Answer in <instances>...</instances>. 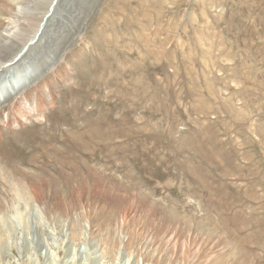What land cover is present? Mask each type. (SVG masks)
I'll use <instances>...</instances> for the list:
<instances>
[{
  "label": "rangeland",
  "instance_id": "obj_1",
  "mask_svg": "<svg viewBox=\"0 0 264 264\" xmlns=\"http://www.w3.org/2000/svg\"><path fill=\"white\" fill-rule=\"evenodd\" d=\"M36 1L27 13L49 14L24 64H51L34 80L77 39L66 57L88 61L47 77L55 99L38 128L55 130L60 158L42 149L41 194L0 264H264V0ZM83 129L96 138L72 143Z\"/></svg>",
  "mask_w": 264,
  "mask_h": 264
},
{
  "label": "bare ground",
  "instance_id": "obj_2",
  "mask_svg": "<svg viewBox=\"0 0 264 264\" xmlns=\"http://www.w3.org/2000/svg\"><path fill=\"white\" fill-rule=\"evenodd\" d=\"M49 1L50 0L47 1V5L49 4ZM45 2L46 0L43 1L37 0L32 4L36 7L38 5L44 4ZM26 3H27L26 0H0V14L3 15V17L0 19V80H1L0 82V144L8 143L9 145L12 146L11 148L12 150L15 151L16 154L15 156H13L11 153L7 154V152L0 153V191L3 193V198L5 199V201L0 199V256L1 254H3L4 248L8 243L7 238L11 235L13 229H15L17 226L20 225H22L24 229L27 228V223L25 222V214L23 212L26 211L28 207L34 205L33 204L34 197L36 199V197L41 194L40 188L37 186V182H34L39 177L33 175L32 172L35 174L39 172L36 169L38 167V164L42 163V160H40L42 149L45 146L43 158L49 157L52 162H57L58 159L60 158L59 151L56 147V143L58 139L55 137V134L53 133L55 130H53V132H47V135L45 137H41L44 136V131L42 128L43 134L40 135L38 128V126L42 127L45 107L52 104L55 99L52 91V85L47 81V77L49 74H52L53 69L56 68L65 59L69 62V65L71 66H76L79 64L85 65L86 61H88V60H82V58L85 56H81V55L76 59H74L75 56H70V54L68 55L69 57H66L67 54L73 48H75L77 45L80 44V42H78L77 39L76 42H74L73 46L70 48V50L63 55L61 62L57 63L54 67H52L50 71L45 73L43 77H40L38 80H34L33 74L37 70H42V69L45 70L46 68H49V65L51 63L47 61V62H43L42 64H40V62L36 64L34 63L35 60L31 59L30 62L24 64L25 62L24 60L28 57L29 54L31 55V50L34 47L32 46L33 44L32 39L35 38V36L37 35V32L40 28L41 22L43 21L45 15L47 17L49 8L45 9L42 12L38 11L35 14H29L26 11L27 10ZM145 6H146L145 3L143 2V0H141L139 10L140 11L146 10ZM82 21L83 20L80 21L79 27ZM59 24H62V22L60 21ZM78 32L79 29L77 32L73 33L72 37L78 34ZM67 35L68 34H64L63 36H61L63 37L62 40H59V38L56 39L58 41V45L54 52V57H52L51 60L55 58L60 48L65 47L66 43L68 42ZM72 37H70L69 40H72L71 39ZM26 45H28L27 48H25ZM73 51L74 49L72 50V52ZM42 65H44L45 67ZM10 71H13L15 73L10 75ZM81 71L84 70L81 69ZM91 71L92 70H90V72ZM7 73H9V75L5 76ZM80 76L81 74L79 75V77ZM40 80H46L45 84H43L42 83L43 81L41 82ZM42 88L44 91L43 97L46 96V100L40 98V93H41L40 91ZM60 103H62L61 100H58L56 103V107L57 104ZM29 109H31V111H33L34 113H31ZM39 112H41L40 113L41 124L38 123L31 124L29 131L23 133L24 128L26 127V125L23 124V122L26 121L32 122V117L38 116ZM4 116L5 119H3ZM55 123L57 124V121ZM13 124L15 125L20 124L19 132H13L14 129H17V126L13 128ZM46 124L47 123L43 124V126H45ZM88 129L89 127L88 125H86V130ZM86 130L83 129L82 133H76L73 130H69L67 132L69 134L72 143L82 145L85 140H89L94 136L93 131L87 132ZM88 131L91 130L89 129ZM9 133L11 134V138L8 140H4L3 139L4 136ZM107 133L108 131L106 132V135ZM101 135H102L101 139H103L105 134H101ZM94 137L96 138V136ZM103 140L107 144L105 138ZM13 146L15 147V149ZM82 150L83 148L78 149L77 151L78 156L82 154ZM18 151L22 152L23 155L27 152L29 153L26 156H22L18 158L20 154ZM78 162H79V157L76 160V165L78 164ZM29 163H32L30 164L29 168L21 167ZM59 167L64 168L66 166H58L57 168L59 169ZM73 171H77V170H73ZM7 189L10 194L8 205H7ZM7 209L13 210L19 215L20 220L17 222V224H12L7 221ZM17 243L19 242H13L14 245H17ZM29 245L30 243L27 244L25 248L29 247ZM56 257L57 255H55V253L51 254V260L56 262L57 261L55 259ZM125 261L129 262L128 259ZM91 262L92 264L97 263V261H94V259L91 260ZM120 264H127V263L122 262Z\"/></svg>",
  "mask_w": 264,
  "mask_h": 264
}]
</instances>
